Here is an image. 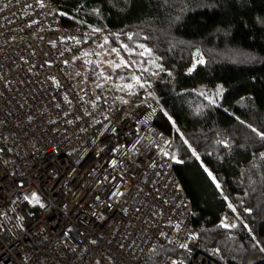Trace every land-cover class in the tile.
<instances>
[{"label": "built area", "instance_id": "2783aa9c", "mask_svg": "<svg viewBox=\"0 0 264 264\" xmlns=\"http://www.w3.org/2000/svg\"><path fill=\"white\" fill-rule=\"evenodd\" d=\"M58 8L0 0V264H141L163 245L185 253L164 264H221L192 226L154 98L120 100L109 28L66 25Z\"/></svg>", "mask_w": 264, "mask_h": 264}, {"label": "trees", "instance_id": "16d2710c", "mask_svg": "<svg viewBox=\"0 0 264 264\" xmlns=\"http://www.w3.org/2000/svg\"><path fill=\"white\" fill-rule=\"evenodd\" d=\"M56 2L66 25L109 28L120 100L154 98L203 252L221 264L264 262V139L252 131L264 132V0ZM203 86L222 92L210 99ZM182 257L157 246L141 264Z\"/></svg>", "mask_w": 264, "mask_h": 264}, {"label": "snow or ice", "instance_id": "6c2138e0", "mask_svg": "<svg viewBox=\"0 0 264 264\" xmlns=\"http://www.w3.org/2000/svg\"><path fill=\"white\" fill-rule=\"evenodd\" d=\"M140 47H144L143 45H140ZM113 51H115V49H113ZM145 51H150V50H145ZM141 55H143L144 53H140ZM203 61H201V63H202ZM122 64H123V61L121 62ZM121 65H116V67H120ZM134 79L137 81V83L139 82V78L138 77H134ZM126 87H128V88H131L132 87V85H126ZM141 87H143V85H141ZM249 127H251V126H249ZM252 131L253 132H256V134L258 135V136H260L262 139H264V132H257V130L256 129H252ZM185 143H187L186 141H185ZM193 155L194 156H196L197 154L195 153V151H193ZM197 159H199V156H197ZM115 163V161H113V164ZM205 170V172H207V174H208V176L210 177V178H212L213 179V181H215V177H213L212 176V173L207 169V168H205L204 169ZM218 188H219V184H217L216 185ZM116 195H119V193H115ZM36 197H35V194H33V199H35ZM38 202V201H37ZM229 208H233V206L231 205V204H229ZM233 211H235V209L233 208ZM246 211H251L250 209H246ZM221 226L222 227H224V228H229V227H231V228H235L236 227V225L235 224H233V225H228V224H224L223 222H222V224H221ZM182 247H183V245H182ZM262 251H264V248H262L261 249Z\"/></svg>", "mask_w": 264, "mask_h": 264}, {"label": "rangeland", "instance_id": "374dc122", "mask_svg": "<svg viewBox=\"0 0 264 264\" xmlns=\"http://www.w3.org/2000/svg\"><path fill=\"white\" fill-rule=\"evenodd\" d=\"M104 50L106 52V54H112L113 52L110 51L108 48H107V45L104 46ZM114 54V53H113ZM115 55V54H114ZM116 57V56H115ZM120 61L118 58H116V65H120ZM202 92L204 93H207L209 94V98L210 99H215L219 94H221L222 92V89L221 88H216V89H210V88H205V87H202V89H200Z\"/></svg>", "mask_w": 264, "mask_h": 264}]
</instances>
